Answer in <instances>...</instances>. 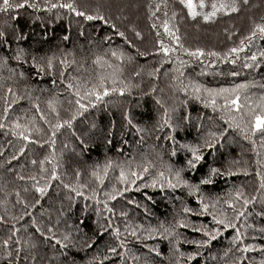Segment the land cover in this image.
<instances>
[{
  "label": "trees",
  "instance_id": "16d2710c",
  "mask_svg": "<svg viewBox=\"0 0 264 264\" xmlns=\"http://www.w3.org/2000/svg\"><path fill=\"white\" fill-rule=\"evenodd\" d=\"M28 2L37 7L0 10L4 33L0 36V117L6 125L0 128V264H262L264 188L256 173L264 175V133L244 131V124L250 129L252 117L245 115L241 124L242 112L231 113L236 117L233 126L223 110V98L216 97L221 107H213V97L203 89L244 85L236 89L239 103L244 110L259 112L264 96V35L257 31L249 37L255 24H264V0H236V11H217L207 21L199 13L211 11L213 0H204L203 9L199 0H193L195 17L188 16L180 0H71L77 11L103 15L108 24L85 20L62 7H46V2L69 0ZM220 2L229 0H216ZM165 22L178 30V44L165 32ZM158 39L177 51L168 56L156 52ZM181 44L190 51L203 49L204 54L189 56L180 50ZM231 48L241 51L225 59ZM113 51L122 58L112 56ZM209 52L220 55L209 56ZM253 53L257 54L254 61ZM97 57L103 59L96 63ZM98 75L116 78L117 88L123 86L120 81L129 88L123 94L109 93L72 119L78 109L67 85L88 82L90 86ZM196 85L202 86L199 93ZM228 95L232 98L234 93ZM7 104L11 108L5 115ZM64 120H71V126L63 125L52 143L49 124ZM13 122L22 126L17 133L24 131L29 140L12 134ZM193 147L202 156L194 161L195 168L187 163ZM108 161L112 167L105 175ZM121 164L137 171L150 166L127 191L107 200L104 193L115 195L126 187L117 179ZM53 167L58 178H51ZM169 167L172 172L179 169L196 191L184 185L169 187ZM213 168L220 171L213 174ZM93 171L103 183L91 175ZM158 172L164 173V180L153 185ZM36 187L46 191L37 193ZM238 190L249 199L247 206L243 199L235 201L232 194ZM200 198L209 205L207 211L201 209ZM230 198L243 215L232 217L236 228L224 229L209 213L215 214L214 201L219 211L227 208L222 202ZM105 201L111 212H105ZM185 207L191 211L185 213ZM113 228L119 229V238ZM217 228L219 235H214L212 230ZM237 229L241 238L234 241ZM205 230L214 238L205 236ZM205 239L207 245L202 244ZM195 241H201V246ZM248 244L253 247L242 251ZM109 248H115V253ZM190 253L198 255L189 260Z\"/></svg>",
  "mask_w": 264,
  "mask_h": 264
},
{
  "label": "snow or ice",
  "instance_id": "6c2138e0",
  "mask_svg": "<svg viewBox=\"0 0 264 264\" xmlns=\"http://www.w3.org/2000/svg\"><path fill=\"white\" fill-rule=\"evenodd\" d=\"M245 3H247V0H244ZM180 3L185 5L187 7L188 10V16L189 17H195L198 15L197 11H196V5L194 4L193 0H180ZM25 6L30 7V8H36L37 5L34 3H29L28 0H21L20 3H10V0H0V10H9L12 8H16V9H20V8H24ZM46 7H50V8H57V7H62L65 9H68L69 11L75 12L78 16H83L85 20H95V19H100L101 21H103L105 24L110 23V21L106 20L104 18L103 15H87L84 12H80L77 11V9L75 8L74 4L71 2V0H69L68 3H63V4H58V3H54L51 5H47L46 2ZM199 7L201 9H203L205 7L204 4V0H199ZM237 3L236 0H229V2H220L219 4L216 3V0H213V3L211 4V11L208 12H200L199 15L203 16V19L205 21L209 20L210 18L214 17L217 14V11H228V12H234L237 10ZM175 15V14H173ZM13 19H15V17H13ZM113 27H115V25H113ZM164 30L166 33H168L169 36H171L172 39V43L173 44H178L180 37L178 35V30L173 31L172 29L169 28V25L167 22L164 23L163 25ZM259 32L260 34L264 35V24H255L253 32L250 34L249 38H252L255 36L256 32ZM118 36H123L124 34L122 32H117L116 33ZM4 33L0 32V36H3ZM136 36L139 37L140 33L137 32ZM65 39H67V37H65ZM105 39H107V37H105ZM156 43L159 45L158 48L155 49L156 52H163L165 54V56H168L170 53H175L177 51L176 48L174 47H169L163 44V42L161 40H157ZM180 50H182L183 52L187 53L189 56H195V57H199L202 56L204 54L203 49L197 48L194 51H190L188 48H185L182 44L180 45ZM241 51L240 48H231L228 50L227 53L224 54V58L227 59L228 55H230L231 53H237ZM141 55H147V53H141ZM209 56H219L220 53L218 52H209L208 53ZM256 53H253L251 59L254 61L256 59ZM261 55H264V53H261ZM112 56L117 57L118 59L122 58V56H117L116 51L112 52ZM16 59L20 58L19 53L17 54V56L15 57ZM103 58L102 57H97L96 58V63H99ZM62 63H66V61H62ZM183 63V62H182ZM213 63H215V61H213ZM245 68L249 67V64L245 63L244 64ZM48 68L51 69L52 68V63H51V59L48 62ZM137 73H133V75H136ZM64 73L61 72V77H63ZM149 75H153V72H149ZM233 75H235V73H233ZM175 79V78H174ZM116 83L117 80L114 77H106V76H102V75H98L97 76V80L95 83H92L90 86L88 84V82H84V84H80L77 83L76 86H73L72 83H69L67 85L68 89L71 90L75 97V104L77 106V112L74 113L72 119H75L76 115H79V110H83L87 107L90 106H95V104L102 100L104 97H106L109 93H116L119 92L120 94H123L128 88L129 85L128 84H124L123 81H120V83L123 85L122 87L117 88L116 87ZM111 85V86H109ZM201 87L200 85H196L195 86V91L197 93H199L201 91ZM244 87V85H236L234 88L229 89V88H204V92L210 94L213 97V100L211 101V104L213 107H221L220 105H217L215 102V98L216 97H222L224 100V104H223V110L225 112L229 113V119L233 121V126H237L236 125V117L233 116L231 113L233 111L235 112H242V115L240 116V122L241 124H243V118L245 115H250L252 117V121H251V127L249 129L247 124L243 125V130L244 131H251L253 134L260 132V133H264V96L261 97V102L259 103V112H254L251 109L248 110H244L243 106L239 103V93L236 91V89L238 88H242ZM185 89L182 88L181 91H184ZM9 91H11V89H9ZM229 93H234V96L232 98H229ZM94 97V99H93ZM197 98H199V96H197ZM82 100H87L88 103H82ZM49 107L51 108L53 113H56L57 117H58V112L56 110V108L53 106V101L49 100L48 102ZM157 103H159V101H157ZM249 104H251V101H248ZM11 108V104H7L5 109H4V114L7 115L8 114V109ZM37 111H39V108L37 107ZM167 112L168 110L165 109V116L167 117ZM127 113H125V119H127ZM40 119L43 120L45 123H49V121L46 119V117L44 115L40 116ZM3 121V117H0V128L6 127V125L2 122ZM129 123H131V121L129 120ZM165 124H168V119L166 118L164 120ZM14 127H13V135H19L20 137H22L25 141L29 140V136L25 135L24 131H20L19 133H17L16 129L21 128L22 126L20 124H16L15 122H13ZM63 125H68L71 126V120H64L62 123L57 122L55 124H49L50 129H51V133H52V143L55 142V134L56 132H58L61 127ZM171 126V125H169ZM29 131H32L33 129H28ZM36 132H39L40 129L36 128L34 129ZM215 135V134H213ZM247 138V137H246ZM209 147H211V145H209ZM253 148H255V144H253ZM21 152L24 151L23 148L20 149ZM190 151L192 152V158L188 160V166L191 168H195L196 164L194 163V161H199L202 159V156L200 154H198V149H196L195 147L191 148ZM47 159V157L45 158ZM33 163H35V161H33ZM41 172L44 171L43 169V164L44 161L42 160L41 162ZM257 163L259 164L260 161H257ZM149 166L148 164H145L142 169L140 171H137L136 169L133 168H129V169H125L123 164L119 165L120 168V174L117 177V179L119 180V182L121 184H126V187L120 188L118 191L115 192V195H112L110 193H104V195L107 197V200H115L118 196H120L123 192L127 191L132 185H134L136 183V180L140 179L141 176L144 175L145 172H147L149 170ZM99 167V166H97ZM112 167V161H108L107 164L104 166V174H107L108 168ZM220 170L213 168L211 169V172L213 174L218 173ZM243 171L246 172V169H244ZM169 172H170V177L167 180L168 186L169 187H180L181 185L187 186L189 187L193 192L196 191V186L195 185H189L187 181L183 180L181 177V171L179 169L175 170L174 172H172V169L169 167ZM92 176H94L96 178L97 181H99L100 183H103V178L101 177L100 174H98L97 171H93L91 173ZM257 178L260 180V187L264 188V175H262L260 173V171L258 170L257 173ZM76 177L77 180H79L80 177V172L77 171L76 172ZM51 178H58V174L56 172L55 167H53L52 170V176ZM157 180H160L161 182H163L164 180V173L163 172H158L156 178L153 179L152 183L153 185L156 183ZM173 180L175 181V183H173ZM210 181L207 180H202L201 183H207ZM66 188L71 187L70 185H64ZM79 187L84 188L85 185H79ZM75 190V189H73ZM35 191L37 193H41L43 194L44 191H46V188H42V187H36ZM235 198V201H239L240 199H243V204L245 206H247L250 201L247 197L243 196L242 191H236L234 194H232ZM17 199L19 200V193H17ZM253 200H255V197L252 198ZM20 203H24V201L20 200ZM36 203H39V201H37ZM101 201L97 200V204H100ZM104 203V210L105 212H111L112 209H110L108 207L107 202H103ZM199 203L201 206V209L203 211H207L209 208V205L203 202V199L200 198L199 199ZM223 205H226L227 208H221L219 211H217V201H214L211 205L213 212L215 214L209 213L210 215H212V220L218 225H222L224 229H228V228H236V223L235 220L232 218L233 216L235 218H239L241 215H243V211L242 210H237V205L234 202V199H225L223 202ZM227 209H232V213L230 214L228 212ZM99 211V209H97ZM183 211L185 213L191 211L190 209H188L187 207H185L183 209ZM123 215V213H122ZM178 224L187 227L188 225L183 224L182 221H178ZM127 227V226H126ZM195 231H202V228H194ZM37 231H39V229H37ZM49 231H51V228H49ZM101 231H104L103 228H101ZM113 233L117 235V238H119V229L118 228H113L112 229ZM220 229H213L212 233L214 235H219ZM133 236H135L137 233L136 231H133L131 233ZM204 235L208 236L209 239L214 238V235H211L208 231H204ZM240 233L239 230L237 229L236 235L234 237V241L235 240H240ZM5 245H7L8 241H4ZM195 243L197 244V246H201V241H195ZM209 243L208 239H205L202 244L203 245H207ZM253 246L248 244V245H244L243 248L241 249L242 251H248L252 248ZM111 253H115L116 249L115 248H109L108 250ZM226 254V253H225ZM181 255H184V253H181ZM194 255H198V253H190L188 254V259L191 260L193 258ZM262 264H264V262H262Z\"/></svg>",
  "mask_w": 264,
  "mask_h": 264
},
{
  "label": "rangeland",
  "instance_id": "374dc122",
  "mask_svg": "<svg viewBox=\"0 0 264 264\" xmlns=\"http://www.w3.org/2000/svg\"><path fill=\"white\" fill-rule=\"evenodd\" d=\"M79 155H80V153H79ZM80 161H83V160H80Z\"/></svg>",
  "mask_w": 264,
  "mask_h": 264
}]
</instances>
